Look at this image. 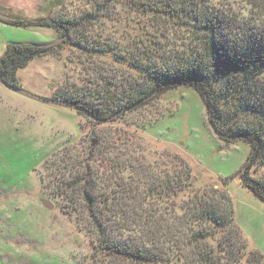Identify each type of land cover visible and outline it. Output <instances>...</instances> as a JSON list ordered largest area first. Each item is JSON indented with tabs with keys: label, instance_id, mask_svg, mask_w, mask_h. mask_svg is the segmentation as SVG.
Instances as JSON below:
<instances>
[{
	"label": "trees",
	"instance_id": "1",
	"mask_svg": "<svg viewBox=\"0 0 264 264\" xmlns=\"http://www.w3.org/2000/svg\"><path fill=\"white\" fill-rule=\"evenodd\" d=\"M129 2L133 11L147 18L141 26L148 33L137 39L133 52L99 47L81 33V25L95 20L88 14L77 20L14 17L13 22L3 23L62 29V43L86 54L112 52L116 62L138 72L140 78L130 81L118 98L91 100L71 92L54 97L68 102L92 125L101 126L123 107L138 102L136 106H144L178 85L191 87L205 104L207 123L218 139L248 144L241 183L264 203V181L251 179L247 173L250 167L264 164V6L252 7L259 11L257 16L241 18L212 0ZM75 24L80 29L72 36ZM151 25L155 33H149ZM176 28L179 31L173 32ZM181 33L182 43L170 36ZM53 49L46 44H7L0 55V82L19 87L16 71ZM103 139L93 131L83 141L89 145L87 160L95 155L100 163L72 162L67 174L62 172L46 184L52 197L60 198L59 208L66 214L75 212L76 221L83 224L93 251L89 264H239L243 258L245 264L264 263L257 250L246 251L226 194L205 186L177 205L179 195L191 192L189 168L178 155L163 154V167L155 171L154 161L140 149V172L130 158L120 162L117 157L95 154ZM121 144L130 146L127 152L136 158L139 146H132L127 136ZM55 161L48 158L45 166ZM126 168L129 172L123 176ZM216 194L220 197L214 198Z\"/></svg>",
	"mask_w": 264,
	"mask_h": 264
},
{
	"label": "rangeland",
	"instance_id": "2",
	"mask_svg": "<svg viewBox=\"0 0 264 264\" xmlns=\"http://www.w3.org/2000/svg\"><path fill=\"white\" fill-rule=\"evenodd\" d=\"M129 1L0 0V12L33 21L95 16V20L80 26L81 33L90 36L99 47L133 52L137 39L148 33L141 26L147 18L133 11ZM212 1L227 5L241 18L259 13L252 7L264 6V0ZM74 26L72 36L80 29ZM154 30L153 25L148 29L149 33H155ZM170 36L177 37L176 43L184 41L182 33ZM59 38L63 40L57 29L15 27L0 21V55L9 43L45 45ZM50 47L54 48L51 54L35 58L16 71L21 89L53 99L68 92L83 93L91 100L112 95L118 98L130 81L140 78L137 71L116 62L112 52L86 54L62 41ZM119 116L95 126L71 106L29 99L0 82V264H89L92 261V245L83 224L76 221L75 212L66 214L59 208L60 198L52 197L46 184L62 172L67 174L72 162L83 160L87 165L101 162L95 155L90 158L92 161L87 160L89 145L83 141L93 131L106 140L103 139L105 143L99 145L95 154H104L106 159L117 157L120 162L132 159L130 163L139 167L140 172L141 150L154 161L155 171L163 167V154L169 151L178 155L189 168L191 192L179 195L177 205L195 192L201 193L199 189L205 186L226 194L232 204L235 225L247 243L246 251L257 250L264 262V203L241 183L249 155L248 144L242 140L221 142L207 123L202 99L186 85L168 89L148 104ZM126 136L132 146H139L136 158L128 154L130 146L121 144ZM48 158L56 161L47 167ZM171 163L169 160V171H172ZM127 172L126 168L123 176ZM247 173L251 179L264 181V164L250 167ZM216 197L220 196L216 194ZM44 200L50 207L44 205ZM244 260L239 264H245Z\"/></svg>",
	"mask_w": 264,
	"mask_h": 264
},
{
	"label": "water",
	"instance_id": "3",
	"mask_svg": "<svg viewBox=\"0 0 264 264\" xmlns=\"http://www.w3.org/2000/svg\"><path fill=\"white\" fill-rule=\"evenodd\" d=\"M15 20L14 17H11L9 15H6L4 13H1L0 12V21H3V22H13ZM61 33H64V30H60ZM62 41V38H59V39H56L55 41L53 42H50L48 44H46V46H53V45H56L57 43L61 42ZM7 89H9L10 91L14 92V93H17L19 95H22V96H25L29 99H32V100H35V101H38V102H42V103H48V104H56V105H60V106H70V104L68 102H65V101H60V100H57V99H53V98H46V97H39V96H36V95H33L23 89H21L20 87H12V86H9L8 84L6 83H2ZM138 103H135V104H132L130 106H126V107H123L122 109H120L119 111H117L116 113H114L113 115H111L107 121H110L112 119H114L115 117H117L118 115L122 114L123 112L135 107L136 105H138ZM214 129V128H212ZM44 202V205H48L47 207H50V203L48 201H43Z\"/></svg>",
	"mask_w": 264,
	"mask_h": 264
}]
</instances>
